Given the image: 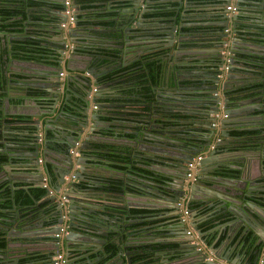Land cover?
I'll list each match as a JSON object with an SVG mask.
<instances>
[{
	"label": "water",
	"instance_id": "95a60500",
	"mask_svg": "<svg viewBox=\"0 0 264 264\" xmlns=\"http://www.w3.org/2000/svg\"><path fill=\"white\" fill-rule=\"evenodd\" d=\"M56 1L62 3L63 0ZM151 1L133 0V8L130 10L132 18L128 23H122L120 26L122 35L125 36L129 30L144 24L143 13L149 10L148 4ZM159 1L168 2L169 0ZM174 1L176 5L166 6V9L173 10V14L162 23H154L153 26H157L156 28L146 30L147 33L154 34L134 37L135 41L153 40L164 43L163 46L168 51L162 58L171 68L168 75H173L172 84L162 87L165 88L162 96H158L160 94L158 91L155 95V99L160 101V108H149L145 115L141 116L140 121H134V125L125 131L133 136L132 148L137 144L142 154L156 163L147 165L154 174L147 176L130 170L129 172L134 173L132 176L134 180L124 181L117 190L105 189L101 179L93 175L95 172L93 168L100 165L96 162L95 151L90 144L97 143L100 135L99 130H96L100 123L99 110L90 108V102L86 101L81 118L74 117L72 120L64 112L66 105L72 104L70 97L76 96V92L72 93L69 90L71 81H74L84 95L89 92L93 84L99 83L96 80L91 82L88 77L76 73L69 75L73 71L81 72L84 69L94 78L100 75L99 68L94 69L90 66L88 60L79 54V48L70 45L72 43L86 44L84 37L75 31L79 28L76 26V14L80 12L78 7L72 2L73 25L58 27V34L50 38L58 45L56 48L58 58L54 61V65L8 58L9 64L0 72L2 87L0 92L6 94L1 98L3 104L7 102L10 93H15L29 97V101L39 109L51 110L50 112L54 115L47 119L45 128L51 129V123H55L58 117L64 121L54 126L51 131L52 138L47 137L46 129L41 130L42 133L33 132L32 138L35 142L32 145V152L18 154L8 152L9 159L5 165H1L4 170H7L6 166L12 163L11 157L14 155L19 157L32 155L35 157L33 163H37L36 158L39 155H52L51 167L41 163V165L36 164L33 170L38 174L39 187L43 186L41 182L43 174L55 176L57 181V185L45 190V196L35 203V208L39 212L35 214L32 211L26 214L12 212L9 217H0V231L4 232L7 248L11 244H17V246L21 244L14 238L39 240L40 247L45 246L47 256L49 252L55 255V251H59V254L65 258V264H71L67 258L72 250L70 244L87 245L95 254L96 260H99L104 256L103 247L109 238L116 246L115 253L102 264H134L131 260L133 253L143 250L151 252L154 257L163 256V251L173 256L179 252L181 257L175 261L183 260V257L184 259L192 258L188 260L190 263L184 261L180 264H264V242L262 241L264 215L256 213L259 209L264 214V193H262L264 188L258 187L255 180H249L245 173L243 174L245 165L237 167L225 164L219 153L226 152V149L216 148L218 145L225 146L244 139L232 136L230 130L258 131V136L262 139L255 136L254 141L260 146L264 145V108L261 95L257 94L262 93L263 88L259 86L257 88L253 84H259L264 80V53L256 51L242 41L243 37L264 41V0L248 1L249 6L244 11L253 13V16H249L246 28L242 30L250 34L248 36L236 32L237 12L231 13L226 8L232 5L236 11L241 10L243 8L239 7V4L244 0ZM102 5H105V8L108 6L104 2ZM210 6L214 11L211 20L194 19L188 16L195 9L200 11ZM42 9L47 10L46 7ZM56 13L60 14L61 21L65 20L62 13L59 11ZM157 31L162 33V36L156 35ZM124 36L121 44L110 40L106 44L120 49L118 55L120 59L123 47L127 44V37ZM25 38L26 28L20 33L8 34L0 31V43L5 42L7 47L11 46L13 40ZM246 55L258 56V61L251 62L244 57ZM12 62H15L16 68L19 69L17 72L10 71L9 65ZM22 63H27L28 66ZM34 65L36 67H32ZM24 68L35 71L37 76L30 77L22 73L21 69ZM251 71H254V74ZM11 73L14 75L12 76ZM179 74L181 78L192 83L180 86L177 81ZM15 85L24 87L23 91L20 93L11 90V87ZM179 91L184 92L179 94ZM40 93L43 94L44 99L38 102L36 96ZM58 93L60 98L54 113ZM24 100L27 99L24 98ZM161 101L166 103L163 104ZM171 103H173L172 106ZM98 107H101V104H98ZM159 112H164L165 117L159 116ZM171 112L185 114L190 118L187 121L179 119L177 121L180 124L173 125L170 124ZM216 112L226 115L219 120L218 129L210 125L211 115ZM156 119L159 121L157 122ZM30 123L36 130L39 127L43 129L42 121L38 119H33ZM184 123L204 131L201 135L197 132L183 136L187 133L184 128L188 127ZM63 125H70L66 128V135H64ZM136 126L140 127L136 128ZM85 128L88 131L87 135L83 132ZM217 135L220 139L214 141ZM77 141H80V144L76 147ZM58 142L62 145L53 148L52 144H58ZM71 148H74L79 155L71 154L69 152ZM197 155H200V158L193 161V166L187 169L186 163ZM124 174L131 176V174ZM65 176H68V179ZM4 180L8 181L7 186L11 185L10 179L7 178L0 180V183ZM124 187H129L131 193L136 195L135 197L155 195L159 198L158 202L155 201L156 204L141 206V208L148 210L159 208L161 212L157 213V218L164 216L167 219L146 225L145 228L150 231L143 232L141 228L132 227L133 222L139 221L138 215L127 217L126 214V216L120 215L119 211H112L109 215L105 211L106 207L125 208V211L129 209L127 206L130 205L126 202H121V205L107 200L106 193L124 195ZM89 195L98 196L97 198L101 199L99 204L90 203ZM102 199L108 202H103ZM51 200L55 201L54 207L51 212L45 214L39 205L43 201ZM178 201L179 205H177ZM194 204H204L213 209L212 213L196 219L197 212L191 210L186 218L181 219L180 211ZM230 213H235L238 217L234 216L222 224L215 223L214 229L217 231L213 233V239L208 243L206 238L202 237L198 222L206 220L211 215L219 214L224 218ZM245 215L249 216L257 226L254 227L248 219H245ZM150 217L154 218V216ZM50 219H54L53 222ZM31 221L39 228L44 225L49 226L45 229L49 233L45 236L30 237L28 232L31 230ZM239 225H242L244 234H247V229L250 228H253L257 234L253 248L245 260H243L245 254L241 256L239 252H233L231 250L233 244L228 245ZM258 226L263 230L262 232L257 231ZM26 243L34 246L38 242ZM6 255L7 252L1 250L0 264H16L13 261H6ZM167 257L168 255L160 262L166 264L173 262L168 261ZM50 262L52 264L53 259H50Z\"/></svg>",
	"mask_w": 264,
	"mask_h": 264
},
{
	"label": "crops",
	"instance_id": "0c3cea01",
	"mask_svg": "<svg viewBox=\"0 0 264 264\" xmlns=\"http://www.w3.org/2000/svg\"><path fill=\"white\" fill-rule=\"evenodd\" d=\"M210 1H212V0H207V2H210ZM248 1L249 0H244L243 3L239 4V7L243 8L241 10L244 11L245 9L248 8V6H249ZM103 2L108 5L106 8H105V5H102ZM132 2H133V0H102V1L98 2L99 4L96 6H99V8H102L101 10L103 12L110 14V17L105 18V20L110 22L109 26H108L109 28H105L106 32L107 31L108 32H114V30H117L121 33L122 29L120 26L122 25V23L126 24L132 18L131 17L132 13L130 12V10L133 8ZM153 2L156 4L155 0L151 1V3H153ZM204 2H206V1H204ZM167 3L172 4V5H176V1H174V0H169ZM155 4H151V5H155ZM77 7L79 9V6H77ZM163 8H164V6H163ZM32 9L35 10V8H32ZM149 11H151V10L149 9ZM196 11L197 10L195 9V11L189 13L188 16H190L194 19L199 18L200 20H211L212 15L214 14V11H213L211 6L205 7V9H203V10H200L197 12ZM48 14L58 15L53 11H51ZM248 15L250 17H252L253 13L251 14V12L248 11ZM27 20L28 19H25L24 23L27 22ZM157 20L161 21L162 19H146V18H144L143 19L144 24L142 26L129 30L130 32H129V35H127V39H126L127 44L123 47L124 50H122L121 59L119 57L117 60H114V61L111 60L110 63L108 62L105 66H102L99 68V73H100L99 76L106 74V73H109V72L111 73L113 71L114 75H118V77L116 79H113V80L110 78L108 80L100 81L96 85V88H97L96 96H97V98L102 99L101 101H99V103L101 104V107H99V113H98V120L100 121V123L96 127V130H101V132H99L100 135L98 137V142L99 143L113 144L117 147H120V146L128 147L130 149V152L133 154L138 152L141 155V151H140V148L137 146V144L134 145L132 148L133 136L131 134L125 132V131H128L134 124H132V122H131L133 119L131 117H126L124 112H137V113H139L140 112L139 109L143 108L142 106H140L141 102H138V103L124 102V103H122V102L116 101V100H118L117 98H115V101L106 100V98L107 97H109V98H111V97L125 98L124 95L120 94V92H119V90L122 88V85H126V87H129V88L132 87L133 85H134V87H136L134 76L136 73L144 70V68L141 66V62L138 64H135L133 66H130L129 68H127L123 71L119 67H122V66L127 65V64L129 65L133 62H136L140 58L141 55L147 53L151 49H153V50L166 49L163 46L164 43H162L160 41H153V40H151V41L150 40L135 41L134 40V37H136L138 35L151 34V33H147L146 30H148L150 27H151V30H152V27L156 28L157 26H153V23ZM47 27L49 28V27H51V25L49 24ZM58 27H60V26H58ZM24 28L27 29L28 27H24ZM75 31L78 34H80L81 37H84V41L86 42V44L72 43L70 45H72V46L79 45L81 47H84L86 45H89L88 43H90L91 40L95 39L93 32L94 31L95 32H101L102 28L92 27V26H82V27H79L78 29H76ZM18 33H20V32H18ZM156 35L162 36V33L157 31ZM110 41H114L117 44H121V42H118L115 40H110ZM242 41L244 43H248L249 47L255 48L256 51L264 53V41L263 40H254V39H248L247 37H243ZM3 48H6V49L9 48V47H7V44L5 42L0 43V51L1 52H2ZM167 51L168 50L166 49V51L164 53H162V55L161 54L159 55L160 56L159 59H161V62L164 63V68H165V64H167V63H166V60H163L162 57L165 55V53ZM82 58L87 59L88 57L82 56ZM2 60L3 61L0 62V64H1L0 65V72H2L3 69L5 70L6 65L9 64V61H7L8 58L3 56ZM22 65L28 66L27 63H22ZM32 67H36V66L34 65ZM9 68L11 69L10 70L11 72H17L19 70L18 68H16L15 62H12L9 65ZM102 69H104V70L102 71ZM169 71L171 72V69H170V66L167 64V70L166 71H165V69L163 70V77L161 80V85L158 86L157 88H154V93L158 89L164 90L165 88H162V87L163 86L166 87L167 85H169V82L172 84V81H173L172 76L173 75L171 74V78H170L169 77L170 75H168ZM21 72L30 76V77H33L36 75L34 73L35 71H30L26 68L21 69ZM84 72H85V69L80 72L81 75L85 76ZM116 72H118V73H116ZM122 72H126V73L122 74ZM73 73L78 74L79 72L73 71L69 75L71 76ZM11 75L13 76L14 73H11ZM132 78H134V79H132ZM260 83L264 84V80L260 81L259 84ZM253 84H255V83H253ZM103 85H104V87H103ZM23 89H24V87L18 86V85L11 87V90L17 91L20 93L23 91ZM0 90H2L1 85H0ZM57 90H59V89L57 88ZM69 90L72 93L77 92L78 94H80V92H81L80 88L76 87V85L74 84L73 81L69 85ZM87 90H88V88H87ZM90 91H91V89H90ZM20 93H18V94H20ZM64 93H66V92L64 91ZM77 93H76V96L70 97L71 102H72V104H71L72 106L75 105L74 101H75V99L78 98ZM257 94L261 95V103H262V107L264 108V105H263L264 104V90L262 93L258 92ZM5 95H6L5 93L0 92V121H1V123H0V149H2L0 151V156H1V159L3 162V163L2 162L0 163V180L7 178V179H10L11 185L22 184V185H27V189H31V188L33 189L35 187H39L37 185L39 178H38V174L33 170L34 166H36V164L41 165V163H46L47 166L51 167L52 166L51 162L53 161L52 155H45V156L39 155V156H37V158H36L37 163H33V160L35 159V157L32 155L20 156L21 159L18 155H14L11 157L12 163L9 164L8 166H6L7 170H4L1 165H3V164L5 165L7 162V159H9L7 157L8 152L13 153V154L32 152V150H33L32 145L35 142L34 139L32 138L33 132H41V130L44 131L46 129L47 130L46 134L50 133L54 129V126L56 124L51 123V125H52L51 129L45 128L44 125L46 124L47 119L53 117L54 114L51 113L50 112L51 110H49V109H39L38 106H35L33 102L29 101V97H24L22 95H16L15 93H10L8 95L7 102L5 104H3V101L1 100V98ZM155 95H157V94L155 93ZM24 98L27 100H24ZM59 98H60V95L57 94V102L55 104L54 113L56 111V107L58 105L57 103L59 101L58 100ZM84 98L86 99L87 96L85 95ZM129 98L130 99H136V97L133 95L129 96ZM156 101L154 102V104H152V106H150V108L154 109L153 106H156L157 109L160 108L159 103H157ZM172 105H173V103H171V106ZM1 106H2V108H1ZM67 106L68 105H66V107ZM69 108H71V106ZM134 108H135V110L133 111ZM67 111H69V109L65 108L64 112L67 113V116L69 115L70 119L74 120V117L75 118L76 117L81 118V116L79 115L80 109L79 110L78 109L72 110V111H70V113H68ZM82 111H84V109H82ZM82 111H81V113H82ZM145 113H146V110L143 113L141 112L140 117L142 115H145ZM164 115H165L164 112H159V116L165 117ZM107 117H112V118L114 117L116 119V121H111L110 119H107ZM170 117L172 118L170 124H173V125L174 124L179 125L180 123L177 121L179 119H184L187 121L190 118V116H188V115H185V114L180 115L177 113L173 114V112H171ZM33 119H38L39 121H42L43 129H40V127L37 130L34 129L32 127L33 124L30 123L33 121ZM156 121L158 122L159 119H156ZM133 123H134V121H133ZM90 124H91V122H90ZM111 125L113 128H111ZM184 125H188V127H191V125L188 123H184ZM68 126L70 127V125H63L62 126V128L65 129V132H64L65 135L67 133L66 128H68ZM29 127L31 129L28 132L26 130V128H29ZM103 130H109V132L108 133L102 132ZM232 131H235V130H230L231 135L234 136V134H232ZM236 131H244V134L239 135V136H235V137H238V138L241 137L244 139L239 141V142H235V143L231 142L225 146L224 145H218V147H216L217 149H219V150L221 148L226 149V152L219 153L222 156L221 159L223 162H225V164H229L230 166H237L238 167V166H242V165L244 166L245 165L246 169L243 171V174L245 173V175L247 176V178L249 180H255L257 182L258 187L264 188V145L260 146L259 144H257L258 142L254 141V138H253L255 136H258L259 132L258 131H245V130H236ZM83 132H84V135H87L88 134L87 128H85L83 130ZM68 135H69V133H68ZM263 138H264V136H263ZM258 139H262V138H259V136H258ZM203 150H205V148ZM220 155H218V156H220ZM221 159H220V161H221ZM96 162H99V164H100L99 166H95L93 168L95 171L93 173V175L96 178L101 179L103 177H112V178L120 179L121 184L124 183V181H126V180H128V182L134 180V179H132V176L134 175V173L127 171L128 169H130L129 164H125V165L123 164L124 166H126V169H125V171H120V170L108 167V165H107L108 160L106 162V160L104 161L103 158H96ZM157 166H159V164H157ZM232 170L234 172H237V170H235V169H232ZM124 173H127L129 175L131 174V176H127ZM49 177L50 176L48 174L47 175L43 174V176L41 178V182L43 184H45V186H42V187H46V189H48L50 187V186L48 187V185H47ZM65 178L68 179V176H65ZM7 183H8V181L4 180L3 182L0 183V185H2V184L6 185ZM55 185H57V181L55 180V176H53V183L51 184V186L54 187ZM120 187L121 186H118L117 189ZM123 191L125 192L124 195L109 193V194L115 196L114 199L117 200V202L114 200L113 203L121 204V202L122 203L126 202L128 205H130V206H127L129 209H143L145 211L143 214L138 215L139 221H137L136 223L133 222L132 227H135L137 229L141 228L143 230V232H145V231L149 232L150 229L145 228L146 225L153 224V223L158 222L160 220L162 221V220L167 219L164 216L161 218H157V216H156L157 213L161 212V209H159V208H157L156 210H148L145 208H141V206H152L153 204H156V202H158L159 198H156L155 195H152V196H148V195L145 196L144 195L142 197H135L136 195L131 193V189L129 187L128 188L124 187ZM262 193H264V191ZM97 197L98 196H90L89 197L90 203H92L94 205H98L99 202L101 201V199H98ZM102 201L106 202V203L108 202V201H104V199H102ZM135 206H138L140 208H137ZM202 206H204L207 210H206V212H204L202 214H198L196 216V219H199V218H201L207 214L212 213V210H213L212 208H209L204 204H202ZM31 211L33 213L39 212L37 208H32ZM256 213L259 215H264L259 209L256 210ZM150 216H154V218H151ZM234 216H235V218L238 217L235 213H230L224 218H222L221 215H219V214L208 216V218L206 220H203L206 223L203 225V227H202V225H199L203 221H199L198 222V228L202 231V237L206 238L207 236L208 237L212 236V238H211V240H212L213 239V233L215 234V232L217 231V229H214L216 226L215 223L222 224L228 220H231V218ZM38 217L40 218V216H38ZM245 219H248V221H250L254 227L257 226L255 223H253L251 221L249 216L245 215ZM32 221L30 224L31 230L28 232L30 237L45 236L49 233L48 231H45V229L48 228L49 226L44 225L42 228H39V226L35 225L34 222L32 223ZM42 221L44 222L45 220H42ZM137 223H139V225ZM240 224H242V223H240ZM135 225H138V226H135ZM164 226L165 225H163V227ZM257 231L262 232L263 230L261 228H259V226H258ZM245 235H248V241L249 242L247 241L246 243H243L241 238ZM162 237H164V236H162ZM169 237L170 236H168V238ZM174 238H176V237H174ZM255 239H257V234H256V232L253 231V228L247 229V234H244V229H243L242 225H239V227L237 228L233 237L230 238L228 245L233 244L232 248H231V250L233 252H239L241 256H243L245 254V258L243 259V260H245L248 253L253 248ZM14 240H16V242L17 241L21 242V244L19 246H17V244H15V245L11 244L9 246V248H7L6 241L3 240L4 241V247L1 250L7 252L6 261H9V262L13 261L16 264H46V263L50 264V259H53L55 256L51 252H49V254L47 256V253L45 252L46 248H45V246L40 247L39 240L29 241V240H26L25 238H22V239L14 238ZM41 240H43V238H41ZM46 241H43V242H46ZM26 242H33V243L38 242V243L34 246H30V244L26 243ZM210 242H208V243H210ZM248 243H250V244L248 245ZM153 244H155V243H153ZM69 246L72 250H70L67 258L70 260L71 264H95L98 261V260H96L95 256H94V258L93 257L90 258V253H92L93 251L87 245H83V244L79 243V244H75V245L70 244ZM1 250H0V252H1ZM56 253H59V251H55V254ZM167 255H168L167 258H169V259L171 258L170 260L173 261V262H171V264H173L174 262H175L174 264H177V263L180 264V263H184V261H187L188 263H190L189 261H190V259H192V258H187V259L185 258L184 259V257H183V260L175 261V260L180 259V257H181L180 256L181 254L179 252L175 253L174 256L170 253H167ZM151 258L154 259L153 254H152ZM150 264H153V262Z\"/></svg>",
	"mask_w": 264,
	"mask_h": 264
},
{
	"label": "trees",
	"instance_id": "16d2710c",
	"mask_svg": "<svg viewBox=\"0 0 264 264\" xmlns=\"http://www.w3.org/2000/svg\"><path fill=\"white\" fill-rule=\"evenodd\" d=\"M102 0H73V3L79 6L80 12L76 14V26H92V27H100L102 28L101 32H93L95 37L94 40H91L89 45L81 47L77 45L79 48V54L83 56H87V60L89 65L94 69H98L102 66H105L111 60H117L120 49L114 47L107 46L108 40H119L121 34L119 31L114 30V32H106L105 28H109V21L105 20V18L110 17V14L103 12L99 8L98 5ZM101 4V3H100ZM42 7H46L47 10H43ZM32 8H35L32 9ZM37 8V9H36ZM62 4L56 0H0V31L4 33H18L24 30V27H28L26 29V38L23 40H13L11 42V46L6 49L3 48L2 52L0 51V62L3 61L2 57L13 58L19 60H33L44 62L48 64L54 65V61L58 58V54L56 52V48H58L57 42L50 40V37L56 36L59 32L58 26L61 22V17L55 14H48L51 11H62ZM57 14V13H56ZM173 14L172 9H166L163 7H159L154 9L153 11H149L144 13V17L146 19H164L168 18ZM249 15L243 10L237 11L236 24L237 29L236 32L240 35L248 36L245 31H242L246 28V24L248 22ZM28 19L27 22L24 23V20ZM51 27H47L48 25ZM261 30V29H258ZM251 39V38H248ZM166 49H158V50H149L147 53L140 56V58L131 64L124 65L121 68L125 70L130 66L138 64L141 62V66L144 68L143 71L135 74L134 79L135 85L132 87H128L122 89L120 93L124 95L125 98H122V103L124 102H134L140 103V112H124L126 117H131L133 120L131 121H140L142 117H140L141 112H145V110H149L150 103L155 101V93L154 88H157L161 85V80L163 77V68L164 63L159 59V55L164 53ZM248 56V57H247ZM245 58L247 60L254 62L258 61V56L255 55H246ZM114 72L106 73L101 76L95 77L94 79L98 82L112 79ZM171 78V75L169 76ZM171 83L169 82V85ZM259 86V88H263L264 84H254ZM159 90V89H158ZM80 94L77 92V99H75V105L68 104L66 109L68 108L70 111L80 109L79 115L81 116V111L86 104L85 95L82 90H80ZM135 96L136 99H130L129 96ZM128 97V98H127ZM116 97H107L106 100L115 101ZM21 100V99H20ZM101 98H96V102L101 101ZM117 101V100H116ZM150 102V103H149ZM145 105V106H144ZM71 106V108H69ZM135 108L133 109V111ZM158 113V111L156 110ZM176 114V113H173ZM111 121H116L113 117H107ZM1 123V121H0ZM140 126H136L139 128ZM111 128L112 125H111ZM30 127L26 128L29 132ZM195 133H199L200 135L204 131L198 127L193 128ZM192 131V130H190ZM101 132V130H99ZM102 132L108 133L109 130H103ZM51 134V132L49 133ZM234 136H239L244 134V131H232ZM51 138V135H48ZM62 144H52V147H58ZM95 151L96 158H103V160L107 162L108 167L125 171V164H129L130 169L127 171H135L141 174L150 176L154 174L153 170L147 168V165L155 164V162L148 158L147 156L141 155L137 153H131L128 147H117L113 144L108 143H91ZM2 159H0L1 161ZM139 163V164H137ZM124 164V165H123ZM132 167V168H131ZM103 183V187L107 190H117L118 186H121V180L115 179L112 177H103L101 178ZM53 183V176L51 175L48 180V187ZM52 187V186H51ZM49 189V188H48ZM46 187H35L31 189H27V185L17 184L7 186L5 184L0 185V217H9L12 212L23 213L26 214L30 212L32 208H35V203L41 200L45 196ZM107 194V193H106ZM115 196L111 194H107L108 201H114ZM117 201V200H115ZM55 201H43L39 205V208H42L45 214H48L52 211L54 207ZM192 204V203H191ZM189 210H195L197 214H202L206 212V208L202 206V204H194L188 207ZM105 211L111 215L112 211H119L120 215L129 216H137L139 214H143L145 211L143 209H128L125 211V208L118 207H106ZM35 214V213H33ZM125 215V216H126ZM54 219H50L53 222ZM139 225V223H137ZM206 224L205 221L200 223L199 225ZM135 225V226H138ZM207 227V226H206ZM205 228V227H204ZM212 236H207L206 240L208 242L211 241ZM4 232L0 231V250L4 247ZM107 242L103 247L104 256L99 259L95 264H102L107 259L115 253L116 246L113 241L107 238ZM243 243L248 241V235H245L241 238ZM249 242V241H248ZM250 243H248L249 245ZM100 252V251H99ZM101 253V252H100ZM108 254V255H107ZM149 255V256H148ZM152 253L149 251H141L139 253H133L131 258L134 264H149L152 260ZM95 254L90 253V258H94ZM148 256V257H147Z\"/></svg>",
	"mask_w": 264,
	"mask_h": 264
},
{
	"label": "flooded vegetation",
	"instance_id": "af4514ba",
	"mask_svg": "<svg viewBox=\"0 0 264 264\" xmlns=\"http://www.w3.org/2000/svg\"><path fill=\"white\" fill-rule=\"evenodd\" d=\"M152 1H154V0H152ZM159 0H155V2H156V4L153 2V3H151L150 2V4H148V8L151 10V11H153L154 9H156V8H159V7H163L164 6V8L167 6V5H169L167 2H161V1H159ZM204 2V1H203ZM151 4H155V5H151ZM172 5V4H171ZM180 7H181V5H180ZM146 12H149V10H147ZM146 12H144V13H146ZM144 13H143V18H145L144 17ZM166 20V18H164V19H162L161 21H159V20H157V21H155L154 23H156V22H164ZM153 23V24H154ZM151 28V27H150ZM128 32H130V31H128ZM132 32V31H131ZM121 34V33H120ZM152 34H154V33H151V35ZM127 35H129V33H127V34H125V36H124V34L122 35L121 34V37L119 38V40H115V41H118V42H123V36L124 37H127ZM139 36V35H138ZM209 47V46H208ZM112 48H114V47H112ZM168 62V61H167ZM167 70V64H165V68H163V70ZM171 69V68H170ZM123 71V70H122ZM121 72V71H120ZM116 73H118V72H116ZM123 73H126V72H122V74ZM178 73H179V71H178ZM251 73L252 74H254V71H251ZM79 75H81V73L79 72L78 73ZM90 75H91V73H90ZM35 76H37V75H35ZM86 77V76H85ZM91 77L93 78V81H95V79H94V77L91 75ZM118 77V75H114V76H112V80L113 79H116ZM254 78H256L255 76H253ZM90 79V78H89ZM90 81H91V79H90ZM92 81V82H93ZM177 81H179V84H180V86H187V85H190L192 82H190V81H188V80H186V79H184L183 77L181 78V76H180V74L178 75V77H177ZM72 82V81H71ZM70 82V83H71ZM74 82V81H73ZM70 83H69V85H70ZM97 84H93L92 86H96ZM125 88H128V87H126V85H122V88L119 90V92L122 90V89H125ZM96 91H97V88H96ZM96 91L95 92H91L90 90H89V92H87V94H86V96H87V98H86V100L88 101V102H90V106H91V104H96L97 105V107H96V109H98L99 110V107H98V104H100L99 102H96L95 100H96V98H97V96H96ZM160 94L158 95L159 97L160 96H162V94L164 93V90H162V89H159V90H157ZM157 91L155 92L156 94H158L157 93ZM184 91H179V94H182ZM185 93H190V91H185ZM59 94V93H58ZM120 94H122V93H120ZM43 94L42 93H40V94H37V96H36V99H37V101L38 102H40V100H42V99H44L43 98V96H42ZM60 95V94H59ZM118 100L117 101H119V102H121V100H122V98H120V97H116ZM156 101V100H155ZM154 101V102H155ZM154 102L152 101V103H150V105L152 106V104H154ZM157 103H159L160 101H156ZM163 104L164 103H166V101H161ZM159 105H161V104H159ZM153 108H155V109H157V107L156 106H153ZM147 111V110H146ZM60 121H64L63 119H61V118H57V120H56V122H55V124H57V125H60L59 124V122ZM191 129L190 130H192V131H190V130H186V129H184L185 130V132H187V133H184L183 134V136H186L187 134H194L195 133V131H194V127H190ZM49 133L47 134V137L48 138H50L49 136ZM51 135V134H50ZM65 135V134H64ZM51 138H52V136H51ZM91 144V143H90ZM160 252H162V251H160ZM136 253V252H135ZM149 256V255H148ZM147 256V257H148ZM167 256V253L166 252H164L163 251V256H158V257H154V259H152L151 260V262L150 263H152L153 262V264H166V263H161L160 261H162L165 257ZM151 257H152V255H151ZM171 259V258H170ZM169 258H168V261H171ZM51 263V262H50ZM149 263V264H150ZM175 263V262H174ZM173 263V264H174ZM171 264V263H170Z\"/></svg>",
	"mask_w": 264,
	"mask_h": 264
},
{
	"label": "built area",
	"instance_id": "2783aa9c",
	"mask_svg": "<svg viewBox=\"0 0 264 264\" xmlns=\"http://www.w3.org/2000/svg\"><path fill=\"white\" fill-rule=\"evenodd\" d=\"M61 4H62V8H63L62 11H61V13L65 16V20L64 21H61L60 24H59V26L61 28H64L66 26H68V27L69 26H72L73 25V14H72L73 8L71 7L72 1L71 0H63ZM226 8L229 9L231 13H236V10H235V7L234 6L230 5V6H226ZM84 75L86 77L90 78L91 79V82L93 81V78L91 77V75H90L89 72L85 71L84 72ZM95 91H96V86H92L91 87V92H95ZM96 107H97V105L94 104V103L91 104V106H90V108H92V109H96ZM215 116L217 117V121L211 123V126L213 128H216L217 127V129H218L219 120L221 118L226 117V115L225 114L215 113ZM219 139H220V137L217 135L214 140L215 141H218ZM79 144H80V141H77L76 142V147ZM69 152L71 154H74L75 156L79 155L74 148H71L69 150ZM199 158H200L199 156L192 157L191 161H188L186 163L187 169H189V168H191L193 166V162L192 161H195V160H197ZM187 175H189V173H187ZM71 179H72V177H71ZM43 186H45V184H43ZM62 199H64V197H62ZM177 205H179V202H177ZM189 213H190V210L187 207H184L180 211V218L181 219L186 218L189 215ZM262 241L264 242V239ZM52 264H65V258L63 257V255H61L59 253H56L55 256H54V258H53Z\"/></svg>",
	"mask_w": 264,
	"mask_h": 264
},
{
	"label": "rangeland",
	"instance_id": "374dc122",
	"mask_svg": "<svg viewBox=\"0 0 264 264\" xmlns=\"http://www.w3.org/2000/svg\"><path fill=\"white\" fill-rule=\"evenodd\" d=\"M72 2H73V0H71ZM227 31V30H226ZM217 113V112H216ZM212 116V120L210 121V125H211V123H213V122H216L217 121V117L215 116V113L214 114H212L211 115ZM184 129H186V130H190V127H185ZM215 141V140H214ZM213 146H214V144H213ZM212 147V146H211ZM197 156H199L200 157V155H197ZM196 161V160H195ZM193 162V161H192ZM188 208V207H187ZM190 212H191V210H190ZM159 213V212H158ZM180 216V215H179ZM187 234H188V232H186Z\"/></svg>",
	"mask_w": 264,
	"mask_h": 264
}]
</instances>
